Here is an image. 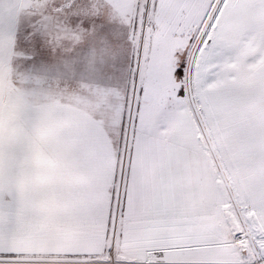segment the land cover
I'll return each mask as SVG.
<instances>
[{
  "label": "snow or ice",
  "instance_id": "6c2138e0",
  "mask_svg": "<svg viewBox=\"0 0 264 264\" xmlns=\"http://www.w3.org/2000/svg\"><path fill=\"white\" fill-rule=\"evenodd\" d=\"M0 264H264V0H0Z\"/></svg>",
  "mask_w": 264,
  "mask_h": 264
}]
</instances>
